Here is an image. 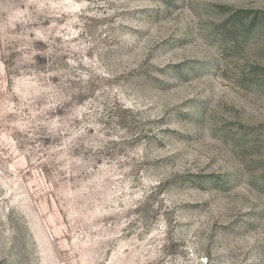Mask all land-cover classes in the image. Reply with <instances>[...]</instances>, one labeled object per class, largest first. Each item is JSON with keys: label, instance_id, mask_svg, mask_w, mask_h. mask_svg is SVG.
<instances>
[{"label": "rangeland", "instance_id": "rangeland-1", "mask_svg": "<svg viewBox=\"0 0 264 264\" xmlns=\"http://www.w3.org/2000/svg\"><path fill=\"white\" fill-rule=\"evenodd\" d=\"M0 264H264V0H0Z\"/></svg>", "mask_w": 264, "mask_h": 264}]
</instances>
